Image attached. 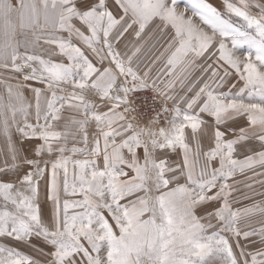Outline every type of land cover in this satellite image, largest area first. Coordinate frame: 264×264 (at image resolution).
<instances>
[{
    "label": "snow or ice",
    "instance_id": "6c2138e0",
    "mask_svg": "<svg viewBox=\"0 0 264 264\" xmlns=\"http://www.w3.org/2000/svg\"><path fill=\"white\" fill-rule=\"evenodd\" d=\"M179 3L0 0V264H264V0Z\"/></svg>",
    "mask_w": 264,
    "mask_h": 264
},
{
    "label": "built area",
    "instance_id": "2783aa9c",
    "mask_svg": "<svg viewBox=\"0 0 264 264\" xmlns=\"http://www.w3.org/2000/svg\"><path fill=\"white\" fill-rule=\"evenodd\" d=\"M134 104L137 107V114H139L145 120L149 119L154 114V111L157 110L155 100L153 97L148 95V93H142L138 96L134 94ZM151 104H154L155 106L151 109V111H149L146 109L147 106L145 105L150 106Z\"/></svg>",
    "mask_w": 264,
    "mask_h": 264
},
{
    "label": "rangeland",
    "instance_id": "374dc122",
    "mask_svg": "<svg viewBox=\"0 0 264 264\" xmlns=\"http://www.w3.org/2000/svg\"><path fill=\"white\" fill-rule=\"evenodd\" d=\"M210 2H212L213 4H217V0H210ZM188 5H189V0H180L179 9L183 11L186 7H188ZM147 93H148V95H150L152 97V94L150 92H147ZM155 102H156V107H157V110H158L159 107H160L159 101L155 100ZM145 106H147L146 109L151 111V109L154 108L155 105L151 104L150 106L149 105H145Z\"/></svg>",
    "mask_w": 264,
    "mask_h": 264
}]
</instances>
